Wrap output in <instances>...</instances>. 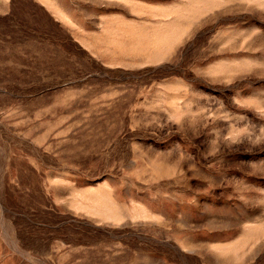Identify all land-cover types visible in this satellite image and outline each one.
<instances>
[{
	"label": "rangeland",
	"instance_id": "obj_1",
	"mask_svg": "<svg viewBox=\"0 0 264 264\" xmlns=\"http://www.w3.org/2000/svg\"><path fill=\"white\" fill-rule=\"evenodd\" d=\"M0 264H264V0H0Z\"/></svg>",
	"mask_w": 264,
	"mask_h": 264
},
{
	"label": "crops",
	"instance_id": "obj_2",
	"mask_svg": "<svg viewBox=\"0 0 264 264\" xmlns=\"http://www.w3.org/2000/svg\"><path fill=\"white\" fill-rule=\"evenodd\" d=\"M77 29L79 30L80 28L79 27H77ZM77 37V36H76ZM76 39H78V40H80V38L79 37H77ZM81 41V40H80ZM82 43V42H81Z\"/></svg>",
	"mask_w": 264,
	"mask_h": 264
}]
</instances>
